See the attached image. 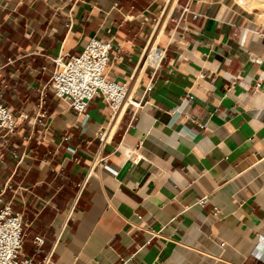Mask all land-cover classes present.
I'll return each mask as SVG.
<instances>
[{
  "label": "crops",
  "instance_id": "0c3cea01",
  "mask_svg": "<svg viewBox=\"0 0 264 264\" xmlns=\"http://www.w3.org/2000/svg\"><path fill=\"white\" fill-rule=\"evenodd\" d=\"M246 2L0 0V93L18 119L0 193L23 214L25 256L264 264V7ZM185 5L199 17L178 22ZM93 37L114 42L106 76L142 107L98 95L78 114L56 97L53 59Z\"/></svg>",
  "mask_w": 264,
  "mask_h": 264
},
{
  "label": "built area",
  "instance_id": "2783aa9c",
  "mask_svg": "<svg viewBox=\"0 0 264 264\" xmlns=\"http://www.w3.org/2000/svg\"><path fill=\"white\" fill-rule=\"evenodd\" d=\"M193 19L199 17L189 5L181 9L178 22H185L188 16ZM187 31V25H183ZM116 49L112 40L93 37L87 43L82 52L75 55H68L67 58L58 56L53 59L55 69L50 79L56 97L68 101L69 106L78 114L86 112L90 102L96 96H103L110 104L114 113H117L126 102H130L136 108L143 106V101H136L128 96L129 86L125 82L110 80L106 76V70L110 63L111 54ZM162 52L157 47H151L146 55V60H159ZM152 85L147 86V91ZM46 93H42L41 100ZM191 96L188 95L185 102ZM27 118V114L22 115ZM18 127V119L13 111L3 101V94L0 93V136L3 131L6 134H13ZM105 139L106 133H102ZM105 168L114 174L118 169L106 163L102 159ZM204 198L198 200L203 204ZM24 226L23 214L16 212L10 201L0 193V264H35L33 259L23 254ZM38 247L44 244L43 237H36ZM49 258H45L42 264H48Z\"/></svg>",
  "mask_w": 264,
  "mask_h": 264
},
{
  "label": "rangeland",
  "instance_id": "374dc122",
  "mask_svg": "<svg viewBox=\"0 0 264 264\" xmlns=\"http://www.w3.org/2000/svg\"><path fill=\"white\" fill-rule=\"evenodd\" d=\"M246 1V0H245ZM247 2L249 3V5L251 6H261L263 5L264 7V0H252V2L250 3V1L247 0Z\"/></svg>",
  "mask_w": 264,
  "mask_h": 264
},
{
  "label": "bare ground",
  "instance_id": "6f19581e",
  "mask_svg": "<svg viewBox=\"0 0 264 264\" xmlns=\"http://www.w3.org/2000/svg\"><path fill=\"white\" fill-rule=\"evenodd\" d=\"M241 1L244 2V0H241ZM246 1H247V0H246ZM248 1H249V0H248ZM251 2H252V1H251ZM251 2H250V3H251ZM244 4H245V3H244ZM246 4H247V2H246ZM250 6H251V5H250ZM261 6H263V5H261ZM252 7H253V6H252ZM263 13H264V12H263Z\"/></svg>",
  "mask_w": 264,
  "mask_h": 264
}]
</instances>
